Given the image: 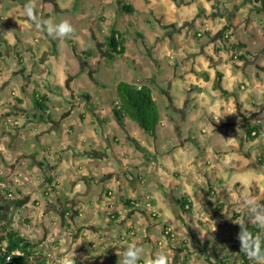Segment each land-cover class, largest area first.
I'll return each mask as SVG.
<instances>
[{
	"label": "rangeland",
	"instance_id": "1",
	"mask_svg": "<svg viewBox=\"0 0 264 264\" xmlns=\"http://www.w3.org/2000/svg\"><path fill=\"white\" fill-rule=\"evenodd\" d=\"M35 2L37 7L35 13L39 17L43 14V10L39 9L43 2L41 0H35ZM180 2L181 0H76L72 9L67 7L68 10L60 11L57 8V12L49 5L47 7L50 17L45 19L51 20L53 24L67 20L73 26L74 32L67 38L52 36L56 42L57 53L52 54V45L48 41L46 49L49 54L43 61V52L38 50L40 45H37V48L35 45L32 46L36 50L33 56L30 54L26 60H23V65H20L16 55H23L25 48L20 46L15 50L4 46L3 48L0 42V51L3 56L2 62H0V195H4V190H9L14 195L12 200L3 199L6 207L3 219L7 223L10 222L24 238L30 239L35 247L48 254L53 259L52 264H59V261L64 259L63 256L66 255L64 252L72 247L73 235L79 233L82 225L89 222H95L96 226L104 227L102 231L95 234L97 237L93 240L95 241L94 246H89L87 242H84V246L89 249V254L96 256V264H103L101 253H104L105 249L103 245L98 244V238L104 232L108 233L107 243L110 248L121 246L122 238L128 246L133 243L134 238H137L144 245L140 257L143 264H147V260L152 258L153 254L156 256L157 253L165 254L171 264L176 251L172 248L179 249L180 254L184 250L183 247H187V245L193 247L190 251L197 255L193 261L190 260L186 264H208L206 263L207 252H196L197 249L200 250L198 244L204 248L207 247L208 251L215 249L219 254L228 252L229 255H235L238 246L233 243L236 224H241L244 221L252 222L251 214L238 203V197L250 194L259 204L264 205V133L257 138L260 142H256V139L245 140L246 126L257 121L264 122V113H261L260 106H257L260 101H264V97H260L257 89L259 85L263 88L264 78L258 79L256 76L264 74V65L260 63L262 60L259 58L264 54V11L256 9L255 14L248 13L247 8L244 7L236 10L233 16L228 12L227 17L220 18L211 1L196 2L191 7L184 8H179ZM247 2L238 0V6L243 3L246 5ZM125 3H130L129 5L133 7L132 13L122 10L121 6ZM25 4V0L17 2L2 0L6 24L16 26L15 32L24 38L27 48L31 42L38 41L39 38L30 29L17 26L18 18L25 16L23 13ZM247 14L250 15L251 22L249 26H244L240 24L239 20ZM30 25L39 35H42L35 24ZM223 25L234 27L235 30L237 28L235 26H238V34L234 38L238 39V43H245L247 46L245 47L250 53V55L244 53L245 47L239 48L240 50L232 48V52L239 51L238 55L242 54L247 58L248 63L245 66L247 77L242 76L243 80L241 81L239 80L241 75L238 79V74L235 72L236 82H243L242 85L245 88L242 89L239 85L234 89H227V91L236 93V99L226 98V106L232 109V117H229L232 124L231 128H226L221 132V135L225 137V143L233 141V145L227 149L236 150L237 153V155H233V158L227 159V165L232 166L235 163L238 166L235 168L236 171L227 169V173L221 177L218 183L214 184L212 198L207 196L208 184L206 181L201 185L194 183L183 185V188L188 190L186 196L190 200V210L194 215H183V218L189 223L193 219L192 224L197 229V234L194 233V235L198 242L179 220L180 211L176 207L173 209L168 202L169 198L164 197L162 201L154 198L149 200L144 199V195L141 194L136 201L144 210H135L131 218L128 219V209L123 211V208H118L119 201L114 196L109 201L110 209L113 212H118L120 216V218L118 216L116 218L118 223L113 225L108 212L104 207L101 209L99 206L97 211L99 218H96L95 214L87 216L85 212L86 217L84 215L75 217V225L71 232V225L66 228L55 214L49 213L50 210L46 209L50 205L49 202L53 201L60 208L59 204L64 199L63 195L70 188L69 184L73 179L72 173L76 170V165H85L89 170L85 172L97 175L96 178L100 180L105 176L102 172L103 167L115 169L118 176L122 175L120 180L124 179L123 173L125 172L115 157L125 166L124 161L115 153V149L113 153L100 130L101 128L95 125L90 113L85 112L83 106L88 105L86 107L98 111L100 115H109V121L105 128L106 134L110 135L109 142L111 146L115 144L116 149L126 150L123 151L124 159L133 163L134 168L140 166V163L136 164V160L140 158L137 154L134 155L136 146L130 140V136L155 155L158 152L159 154L176 153L175 145L177 139L180 138L179 136L175 138V131L174 136L170 129L165 130L162 124H159L155 134L152 135L142 131L128 119L125 120L127 127L122 128L110 117V109L116 98L115 90L118 82L127 81L138 85H151L149 80L152 79L155 85L153 88L154 99L160 111V122L175 119L176 130L180 128L182 138H185L183 142L188 147L190 155L194 152L196 156L200 154L198 144L201 139L205 148L211 150L216 141L212 136L211 117L217 113L221 116L222 112L218 109L206 108L205 103L195 97H191V101L195 105L186 109L185 100L188 98L190 83L194 84L192 87L204 89L205 92L216 89L214 86L216 63L210 64L207 57L202 56L200 64H195L201 71L200 73L194 71L197 77L206 82L199 87L195 85L196 80H192L194 76L190 72L192 62L187 63V59H181L178 54L181 53V50L187 52L191 48L200 51L199 40L202 43H207L224 37L225 35L220 37L219 34V27ZM206 27H214L215 31L212 33V30H208L209 34H206V30H204L207 29ZM114 30L119 32L123 39L124 53L115 55L113 59H106V39ZM70 38L76 41V50L69 42ZM29 41L31 42L29 43ZM224 41L228 42L229 37H224ZM159 43L162 46V51L171 50L173 54H169L167 57L165 54H159L161 49L156 48ZM238 46L240 45L238 44ZM82 51L91 54L86 56L80 53ZM256 54H258L257 57H255ZM47 58L49 61H46ZM225 60L227 63H224L220 70L224 73L223 85L227 88L233 81L229 74L232 70L230 58ZM243 61L236 59L237 69L240 65L241 68L243 67ZM41 62L46 65L48 62L47 69H50L51 73L47 75L41 70ZM218 63L219 61H217ZM23 68H25L24 72ZM184 70L187 75L183 73ZM2 71H4V79L7 80L1 79ZM189 72L190 75H188ZM49 75L51 77H48ZM7 81L8 83L5 85ZM68 87L74 91L73 95L69 94ZM34 92L45 98L47 106L45 111H40L33 101L32 93ZM242 93L247 97L240 99ZM84 94L90 96L89 104L77 98ZM196 94L198 93L196 92ZM171 98L172 101H170ZM69 101H75L78 106H69ZM174 104H179V107L175 109H178L177 111L172 109ZM14 105L16 109H14ZM7 109L12 110L11 113L6 114ZM48 114L57 121L59 128H52V124L46 120ZM258 116L262 117L257 120ZM28 121L30 122L28 123ZM81 142L83 143L81 144ZM67 144H71L69 148L80 154L76 165L72 161L76 156H72V151L69 150ZM82 150H86L88 154L93 152L95 158L91 157L87 160V157L82 154ZM103 152H108L109 157L101 161L97 157ZM208 154H200V160L204 161ZM60 156H63L61 163L59 162L61 165L57 166L59 169L54 170L53 174L55 179L62 177L61 190L59 187L58 190L51 191L47 180V174L51 173L48 167L50 163L57 162ZM257 158L263 162L262 167L258 165ZM141 159L143 160V158ZM155 164L154 160L150 161L149 169L146 168L143 171L147 185L151 184V180H153ZM163 171L164 182L160 188H156L157 191L154 192V195L160 191L165 194L166 189H173L178 185L174 176L165 169ZM207 171H211V167L204 166L203 162L196 167V172L200 174L205 175ZM78 176L85 175L79 174ZM108 179L96 185L97 189L101 188L103 184L109 187L116 181V179ZM206 179L208 180V176ZM233 180H237V183L231 186ZM178 187L177 192L180 194L182 189L179 185ZM151 189H155V186H152ZM129 191V188H125V197L129 195ZM77 193L78 191L71 197H74L75 201L83 207L82 204H86L87 200H84L83 196H76ZM52 194L56 196L62 194V197L54 198ZM90 197L97 205L99 201L97 192L92 193ZM47 200L49 202H46ZM217 206L220 208L219 210L216 209ZM147 211L156 214L153 218L155 226L151 230L149 222H143V220H147ZM45 215L50 219H44ZM121 219L124 222L119 224ZM164 226L167 227L166 231L171 239L163 234ZM108 227L112 228L108 229ZM131 231L137 233L136 237L129 235V233L132 234ZM147 236L149 240L148 238L146 240ZM64 238L66 242L63 243V251H59L60 241ZM137 242L135 243L137 244ZM73 253L76 258L75 263L90 264L85 255L77 251L71 252L68 256ZM119 257L122 261L121 254ZM110 258V256L105 258L108 264L112 263L113 259ZM114 258L118 259V256H114Z\"/></svg>",
	"mask_w": 264,
	"mask_h": 264
},
{
	"label": "crops",
	"instance_id": "2",
	"mask_svg": "<svg viewBox=\"0 0 264 264\" xmlns=\"http://www.w3.org/2000/svg\"><path fill=\"white\" fill-rule=\"evenodd\" d=\"M14 2H17L18 0H11ZM26 3L28 2V0H25ZM43 2V4L41 5L40 11L43 10V14L39 16V18L46 20L45 18L50 17L49 15V10L48 7L49 5H51V7H53L55 9V12H57V8L60 9V11H66L68 9H72V7H74V3L76 2V0H41ZM180 1V0H179ZM207 1H211V0H207ZM204 3L205 0H181L180 4H179V8H184V7H191L193 5V3ZM220 6L215 9L216 13L220 16V18L222 17H227L228 15V11L229 9H231V7L238 5V0H222L220 2ZM126 4V3H125ZM130 3L126 4L129 5ZM36 5V2H35ZM67 7H69L68 9H66ZM37 9V7L35 8ZM59 12V11H58ZM17 26L21 27L24 26L25 28H28L31 30V32L39 38V40L37 41H29V43L31 42V44L26 48V42H24V38L19 36L18 33H16V26H11V24H6L5 21V17H4V12L2 9V1H0V42H1V46L3 47H9L12 50H15L16 47L20 46L21 48H25L23 50V55H24V59L26 60L27 57L31 54L33 56L34 52L36 50H34V48L32 46H36L40 45V47H38V50L40 52H43V56H42V61L45 58V56H47V54H49L47 52L46 49V44H48L49 38L48 35L45 34L46 31L42 32V35H39V33H37V31L35 29H33L32 24L28 18L26 16L24 17H20L18 18V20L16 21ZM236 30L234 29V27H225L223 34L225 35L224 37L228 38L229 37V41H224V37L219 38L218 40H214V41H209L207 43H202L201 40H199V46H200V51L197 50H193V48L188 49L187 52L184 50H181V53L178 54L179 57H181V59H187V63H190V61L192 62L190 64L191 68H190V72L191 74H193L194 76L192 77V80L195 79L196 80V84L197 86L201 87L203 84H205L206 82L202 81L201 78H198L196 72H201L197 69L195 64H200L201 59L200 57L205 56L207 57V61L208 63H216V69H215V73L218 71L222 74V80H221V84L223 86L224 89H234L237 86L241 85V88H245L242 83L243 82H236V75L235 72L238 74V79L241 75V78L239 80H243V77H247V72H246V63H248L247 60L243 61L244 65L242 68H240V66H238V69H234L232 66V62L229 60L230 62V66L232 68L231 72L229 73L231 76V79L233 82L230 83V86H227V88L223 85V79H224V73L220 70L221 66L224 63H227V61L225 60L226 58H230V56L232 55V48H235L234 50H237L238 48L235 46L238 42V40H236L234 37L238 34V26H236ZM207 29L206 32L208 30H212V33L215 31L214 27H206ZM221 28V27H219ZM218 29V28H217ZM231 33V34H230ZM222 34V33H221ZM200 36V34H198ZM235 35V36H234ZM221 37V36H220ZM23 39V40H22ZM235 41H233V40ZM234 43V44H233ZM230 44V45H229ZM3 47V48H4ZM247 47V46H246ZM245 47L244 49V53L245 50L247 51L248 49ZM156 48H162V46L159 44L156 45ZM171 49V48H170ZM264 49V47H263ZM225 50V51H224ZM243 52V51H241ZM0 62H2V52L0 51ZM236 53V52H235ZM159 54L163 55L165 54V56L167 57L169 54H173V52H171V50H165L162 51V49L159 51ZM239 54V53H236ZM175 55V54H174ZM258 54H256L255 57H257ZM254 57V58H255ZM225 58V59H224ZM262 61L260 62L261 64L264 65V54L260 55L259 57ZM46 61H49V58H47ZM217 61H219V63L217 64ZM5 62V61H4ZM47 65L43 62H41V70H43L44 72H46V74L48 75L49 73H51L50 69L48 68V62H46ZM195 68V69H194ZM186 70L183 71V73L185 75H187L185 73ZM238 71V72H237ZM190 72L188 75H190ZM241 72V73H240ZM243 72V73H242ZM2 77L1 79H4V71L1 72ZM56 75V74H55ZM44 76V75H43ZM192 76V75H191ZM257 78H264V74H257L256 75ZM263 76V77H262ZM48 77H51V75H49ZM7 80V79H4ZM8 81L5 82V85H7ZM192 85H194L193 83H190L189 87H188V98L185 100V106L186 109L193 107L195 104L193 101H191V97H195L198 98L199 101L205 103L206 108L208 107L209 109H218L219 111L222 112L223 115H219V113L214 114L213 117H211V121L213 123V130H212V136L216 139V141L214 142V144L212 145L211 150H207L205 148L204 142L201 139L200 143L198 144V149L200 151V154H206L209 153L207 158L204 161H201L199 155H195L194 154L190 155V151L188 149V147L185 146L184 144V139L182 138V132L180 131V128L175 127V119H170L168 121H164L163 123L160 122V124H162V127L165 128V130L170 129L171 133L174 135V131L176 132V136L175 138H177V136H179L180 139H177V143L175 145V147L177 148V152L176 153H172V154H159V152L157 153V155L153 154L151 150H141L140 148H136V152H134V155L137 154L139 156L140 159L136 160V164L140 163V166L135 167L133 163H129L124 159V153L123 151L125 149L123 148H117L116 149V145L114 144L113 150L115 149V153L118 154V156L120 157L121 160H123L124 164H125V172L130 171L132 176H133V181H130L131 183L128 185L126 183V180H120L119 183H121V187H122V191L123 193H125V188H129V195L126 198L132 199V203L135 204V208L127 210L128 215H132L134 213L135 210H138L137 207L142 208L141 206L138 205V202L136 201L137 198L139 197V195H144V199H151L154 198L155 200H159L162 201L164 199V197L169 198L167 201L171 204V206L173 207V209H175V207L180 211V215H181V210L179 208V206L177 205V198L180 196H186L188 195V190L186 188H183V185H187L189 183H194L195 185H201L203 183L208 184L207 190H209V188H214V184L218 183L221 179V177L227 173V169H230L231 171H236L235 168L238 166L237 164L234 163V165H227V159H231L233 158V155H237V153L235 152L236 150H230L227 149V147L233 145V141L231 143H225L224 139L225 137L221 135V132H223V130H225L226 128H231L230 125L232 124V122H230L229 117L231 118V107H227L226 104V98L228 97H233L236 99V93L235 92H231V91H227L228 94L224 95L220 92L219 89H215V90H210L209 92H205V90H200L199 88L196 87H192ZM193 88V89H192ZM258 92L260 93V97H264V84H263V88L261 87V85H259V87H257ZM24 90V89H23ZM195 91V92H194ZM196 92L198 94H196ZM35 93V92H34ZM32 93V94H34ZM37 93V92H36ZM12 94H14L16 96V94L14 92H12ZM170 94V92H169ZM37 95L40 96V94L37 93ZM224 96L225 98L223 99ZM247 95L242 93L240 96V99L246 98ZM174 100V99H173ZM170 101H172V98L170 99ZM175 101V100H174ZM175 105V106H174ZM172 106V109H176L177 107H179V104H174ZM238 105V103H237ZM88 106V105H87ZM257 106H260L259 111L262 112V109L264 108V101L263 102H259V104ZM178 110V109H177ZM175 110V111H177ZM9 109H7L6 114L7 113H11ZM261 114V113H260ZM91 117V115H90ZM262 116H258L259 120ZM30 121H28L29 123ZM114 122V120H113ZM126 122V127H127V121ZM248 128V126H246ZM246 128V129H247ZM20 132V130H19ZM19 135V134H18ZM12 136H14V134H12ZM110 136V135H109ZM111 139H113V137H110ZM83 140V139H81ZM245 140H246V136H245ZM257 140V138H256ZM197 141V140H195ZM259 140H257L256 142H258ZM260 142V141H259ZM83 143V142H82ZM71 146V144H69ZM126 151V150H125ZM122 152V153H121ZM75 153V152H74ZM121 155V156H120ZM90 156L89 158L91 159ZM145 157V158H144ZM147 157L149 160H147ZM149 157H152L151 159ZM87 158V160L89 159ZM143 158V160L141 159ZM61 159H63V156H60L59 159H57V162L54 163H50L48 170H50L51 173L47 174V176H53V172L54 170H58L60 165L59 161H61ZM155 161L156 164L153 168V180H151V184L147 185L146 184V179H145V174L143 173V171L147 168L149 169V164L150 161ZM73 163H75V165L77 164L78 160L77 158H75V160H72ZM104 161V160H101ZM197 161V162H195ZM70 162V161H68ZM201 162H203V165L206 166L208 165V167H211V171H207L205 175L200 174L198 172H196V167L197 165H201ZM236 162V161H235ZM61 163V162H60ZM178 164V166H176ZM59 165V167H57ZM158 165V166H157ZM79 166V165H78ZM77 167V165H76ZM75 167V168H76ZM157 167V168H155ZM87 167L81 166L80 170H74V172L72 173L73 179L71 180L69 186L70 189L68 190L67 194L69 196H73L75 192H82L83 191V185L85 186V183L79 182L78 181V175L79 174H87L86 171ZM163 169H165L166 171H168L169 174H171L172 176H174L177 181H178V185L180 186V188L182 189L181 193L178 194L177 192V188L179 190L178 185L173 188V189H166L165 194H163L162 191H160L159 193L157 192L156 195H154V192L157 191V187H161L162 186V182H164V174H163ZM213 169V171H212ZM113 168L111 167H103L102 172H107V171H112L113 172ZM46 176V175H45ZM46 176V177H47ZM97 176V175H95ZM206 176H208V180L206 179ZM64 178H66L64 176ZM61 179L62 177H59L57 179H54V182L51 183V185H53L55 187L56 190H58V188L60 187L61 190ZM117 179V177H116ZM237 180H233L231 186L235 185L237 182ZM230 183V182H229ZM222 185V184H221ZM220 185V186H221ZM48 186V184H47ZM155 186V189H151V187ZM224 186V185H222ZM50 187V185H49ZM227 187V185L225 186V188ZM89 190V192L94 193L97 192L99 189H97L96 185H92L90 184V186H86V191ZM47 191H49V189H47ZM109 191L110 193H116V188L115 185L113 183L110 184L109 186ZM61 195V194H60ZM58 195V196H60ZM177 196V197H175ZM156 197V198H155ZM36 199V198H34ZM146 203V202H145ZM96 205V204H95ZM93 205L92 209L87 211V216H91V214H95V217L99 218L98 215V209L99 206L102 209L103 207L105 208V211L108 212L109 216L113 217V219H116L117 216L118 218H120L118 212H113L111 211L110 207H106L105 206V202H100L98 203L96 206ZM120 209L123 208L122 204H118ZM124 209V208H123ZM82 211V213H81ZM125 211V209L123 210ZM113 212V213H112ZM74 213L76 214L75 217H77V213L79 214L80 217H82L83 215L85 216V210H80V206L79 204H75V209H74ZM148 213H153V212H149ZM78 216V217H79ZM191 216H194L191 213ZM86 217V216H85ZM50 219L47 215L44 217V219ZM131 218L128 216V219ZM112 219V218H111ZM149 219V218H147ZM131 220V219H130ZM180 220V219H179ZM61 222V221H60ZM87 222V220H86ZM144 222V221H143ZM188 222V221H187ZM193 219H191V222L189 223L191 228L193 229L194 233L197 234V229L194 227V225L192 224ZM245 222V221H244ZM71 221H67L66 222V228L70 227ZM61 224L63 225V221L61 222ZM96 223L95 222H89L88 224H83L82 227L80 228V232L73 235V243H72V247L70 249H68L66 252H64L66 255L68 256L69 254H71V252L77 251L78 253H82L85 255L86 259L88 260V262L90 264H96V256H92L89 254V249L84 246V242L88 243L89 246H94L95 245V241H93L97 236L95 235L98 231V229L94 226ZM74 227V226H73ZM73 227L70 228V231L73 232ZM113 227V226H112ZM112 227H108V229L112 228ZM107 229V231H108ZM91 231V232H90ZM101 231V230H99ZM132 232V231H131ZM129 233V232H128ZM129 235H131L132 237H136L137 233L134 231L131 233H129ZM234 235V233H233ZM108 233L104 232V234H102L101 236H99L98 238V244H101L104 246L105 249V254L101 253V258L103 260V264H108L106 262V257L108 258V256H110V259L113 264H121L122 261H120V257L119 255L128 247V245H126L124 238L121 239L120 241V245L121 246H117L115 248H110L109 247V243H107V240L109 239L108 237ZM148 236L146 237L147 240ZM149 240V238H148ZM196 240V239H195ZM138 241V242H137ZM66 242V239H61L60 244H59V251H63V247L64 244ZM133 242H137V246H144L143 243L139 242V240L137 238L133 239ZM198 242V240H197ZM145 243V242H144ZM200 247V250L197 249L196 252H207V259H206V263L208 264H214V262L217 260L219 253L217 250L213 249V251H208V248H204L201 245H197ZM184 250L182 251V253H178L179 255H177L178 260L175 264H179L180 260H182V263L184 261V257L185 255H188L190 257V260L193 261L195 256L197 255V253L193 254L191 253L190 249H192L193 247H191L190 245H187V247H183ZM173 250L179 251V249L177 248H172ZM70 252V253H69ZM114 256H118V259L114 258ZM122 256V255H121ZM155 257V254L152 255V258ZM64 258V256H63ZM76 258H74L75 260ZM123 259V258H122ZM109 260V259H108ZM189 260V261H190ZM137 264H143V261L141 259L137 260L136 262ZM180 263V264H182ZM75 264H80L75 263Z\"/></svg>",
	"mask_w": 264,
	"mask_h": 264
},
{
	"label": "trees",
	"instance_id": "3",
	"mask_svg": "<svg viewBox=\"0 0 264 264\" xmlns=\"http://www.w3.org/2000/svg\"><path fill=\"white\" fill-rule=\"evenodd\" d=\"M2 1V0H0ZM176 1V0H175ZM256 3L260 5V10L264 11V0H256ZM122 10L126 13H132L133 7L131 5L122 4ZM209 34V32H206ZM49 42L52 45V54L57 53L56 42L52 36H49ZM69 42L74 46L76 50V41L73 39H69ZM241 44L240 46H236L238 49L243 48L246 46L245 43H237ZM107 50L106 52V59H113L115 55H120L124 53L123 48V39L121 38L119 32L112 31L110 36L106 39ZM243 45V46H242ZM245 45V46H244ZM77 52V51H76ZM248 52V53H247ZM83 55H90V52H80ZM249 54V51L245 52ZM234 55V56H233ZM17 61L20 65H23L24 56L23 55H16ZM239 56V57H238ZM236 57V58H235ZM245 55H236L235 52L232 53L230 61L232 62L233 68H237L236 59L247 60L244 58ZM234 60V61H233ZM25 68H23V72ZM205 74V73H203ZM206 77V76H205ZM222 74L220 72L215 73V88L219 89L220 92L224 95L228 94L227 90L223 88L221 84ZM151 85L149 84H142L138 85L135 83L127 82V81H120L116 85V98L112 103V107L110 109V117L122 128H126L125 120L128 119L134 122L142 131L154 135L158 125L160 124V111L157 102L154 99L153 88L154 83L152 79L149 80ZM86 101H91V98L88 94H85ZM40 98V99H39ZM33 101L35 102L38 109L45 111L47 106L45 105V98L37 95V93L33 94ZM90 109V108H89ZM91 110V109H90ZM97 120L102 124L106 125L109 121V115H99L95 112L94 115ZM83 118V117H82ZM262 133H264V122L257 121L254 122L252 125H249L246 131V141H251L253 139L258 138ZM130 140L134 142L135 146L140 149L146 150L140 143H138L133 137L130 136ZM1 156V153H0ZM147 160L148 157H147ZM257 162L259 166H263V162L257 158ZM48 183L50 185L49 189L51 191H56L55 187L51 185L54 182L55 175L48 176ZM4 195H0V264H52L53 259L44 253L42 250L38 249L33 245V242L28 239L24 238L21 234L17 232V229L14 228L11 223H7L4 221V214H5V205L3 203V199L11 200L14 198V195L9 192V190H4ZM49 192V191H48ZM212 193H214L212 188H209L207 192V196L212 198ZM47 194V193H46ZM132 199L126 198L125 204L128 205V208H132L129 203ZM177 205L181 210V216L179 217L180 221L182 222L183 226L193 235L194 231L191 228L190 224L183 218V215L191 216L192 211L191 203L188 196H180L177 198ZM220 207L222 206L219 205ZM217 210L220 208L217 206ZM238 216V215H237ZM113 219V217L111 216ZM114 220V219H113ZM243 226L246 230L256 235L260 233L264 236V229L260 228L258 225L253 224L252 222L245 221L243 222ZM234 231V240L235 243L238 245L236 247L235 255H229L227 253H223L220 255L217 264H253L250 261L246 254L240 252V243L237 239L238 233L240 232L239 224H236ZM130 230V229H129ZM167 227L164 226L163 234L166 235L169 239V233ZM197 241V239H196ZM262 250H264V242H262ZM190 260L188 255H185L184 261L182 264H186Z\"/></svg>",
	"mask_w": 264,
	"mask_h": 264
},
{
	"label": "flooded vegetation",
	"instance_id": "4",
	"mask_svg": "<svg viewBox=\"0 0 264 264\" xmlns=\"http://www.w3.org/2000/svg\"><path fill=\"white\" fill-rule=\"evenodd\" d=\"M222 0H211V2H212V4H213V6L215 7V9H217L219 6H220V2H221ZM245 1H248L247 2V4L246 5H243L242 4V6H241V9L242 8H247V10H248V13L250 12V13H254L255 14V11H256V9H258V10H260V8H259V4H257L256 3V0H245ZM257 5H258V7H257ZM239 22H240V24H243L244 26H249V24H250V22H251V20H250V15H246L245 17H243V18H241L240 20H239ZM225 27H227L226 25H223L219 30H220V32H219V34H220V36H222V35H224L223 34V31H224V29H225ZM222 33V34H221ZM68 89V92H69V94L70 95H73V93H74V91L70 88V87H68L67 88ZM85 95V94H84ZM84 95H79L77 98L79 99V100H84L87 104H88V102L86 101V99H85V96ZM69 106H73V107H75V106H78V104L75 102V101H69ZM87 105L85 104V106H83V108L85 109V112L86 111H88V113H90L89 115H91V117H92V121H94L95 122V125L96 126H99L101 129V132L103 133V136L105 137V139H106V141L108 142V144H109V147L112 149V151H113V145L111 146V144H110V142H109V135L108 134H106V131H105V128H106V126H107V124L106 125H102L98 120H97V118L94 116L95 115V112L98 114V111H94V110H89V108L88 107H86ZM14 107V109H16V106L14 105L13 106ZM88 108V109H87ZM12 111V110H11ZM10 111V112H11ZM41 111V110H40ZM261 113H264V110L262 109V112ZM43 115V114H42ZM100 115V114H99ZM102 115V114H101ZM41 118H42V116H41ZM43 119H44V117H43ZM46 120L48 121V122H50L51 124H52V128H59V126H58V124H57V121H55V120H53V117L52 116H50L49 114L47 115V118H46ZM108 123V122H107ZM81 144H82V142H81ZM68 145V144H67ZM70 147V145H68V148ZM137 148V147H136ZM92 149H94V148H92ZM69 150L70 151H72V156L74 157V156H76L75 158H77L78 159V157H80V154H77V152H75L74 150H72L71 148H69ZM141 150H144V149H141ZM83 151V153L82 154H84V156L85 157H87V158H89L90 157V155H93V157L95 158V156H94V154H93V152L91 153V154H88V152L86 151V150H82ZM75 152V153H74ZM113 153H114V151H113ZM64 155V154H63ZM109 157V154H108V152H103V153H101V154H98V157H97V159H101V160H106L107 158ZM75 158H74V160H75ZM89 160V159H88ZM60 162V161H59ZM80 168H81V166H77L76 167V170H80ZM88 170V168L86 169V171ZM89 171V170H88ZM69 172H72V171H70L69 170ZM104 173V178L102 179V180H100L99 178L97 179L96 178V176H95V174H93V173H87V174H89V176H87V174H84L85 176H80V177H78L79 179H78V181L79 182H82V183H85V186L83 185V191L82 192H78L77 193V195L76 196H83L84 197V200H87V202H86V204L85 203H83L82 205H83V207H81L80 206V203L79 202H77V201H75V199H74V197H71V196H69L67 193H65L64 195H63V200L60 202L61 204H59V206H60V208H58L57 207V205H56V203H54V201L53 202H49L48 200L46 201V202H49L50 203V205H48L47 206V211H49V213H53V214H55V216L57 217V219H59L61 222L63 221V225H65L66 226V222L67 221H71V223L69 224V225H71V227H73L74 225H75V221H74V219H75V216H76V214L74 213V209H75V204H79V206H80V210H85V212H87V211H89V210H91L92 209V206L93 205H95L96 204V202H94L93 203V199L90 197L91 196V192H89V190L90 189H88L87 191H86V186L88 187V186H90V184H92L93 183V185H98V184H100V183H103V182H105L108 178H112V179H116V177H117V179H116V181H114V185H115V188H116V193L114 194V193H110V191H109V187H106L104 184H103V186L101 187V188H99V190L97 191V197L99 198V201L97 202V203H100V202H105V204H106V206H108V207H110V200L111 199H113V197L115 196V198H116V200L117 201H119L118 203H120V204H122V206H123V208L124 209H128V210H130V209H133V208H135V204H133L132 202H130L129 204L131 205V206H133L132 208H128V205L127 204H125V201H126V197L124 196V193H123V191H122V187H121V183H119V179H120V176H122L121 174L118 176L117 175V173L115 172V170H113V172L112 171H107V172H103ZM132 175V174H131ZM101 177V176H100ZM123 178L126 180V183L129 185L131 182H130V180L128 179V178H126L125 176H124V174H123ZM108 181H110L109 179H108ZM70 189V188H69ZM99 192V193H98ZM63 194V193H62ZM62 194L60 195V197L59 196H56V195H54V194H52L53 195V197L54 198H56V197H58V198H61L62 197ZM96 197V198H97ZM89 199H91V200H89ZM107 199V200H106ZM7 200V199H6ZM12 200V199H11ZM58 201H59V199H58ZM19 202V201H18ZM63 202V203H62ZM3 203H4V201H3ZM7 204V203H6ZM4 205H5V203H4ZM126 207V208H125ZM138 209H140V210H144V208H140V207H137ZM6 210V209H5ZM46 212V211H45ZM81 213H82V211H81ZM182 214V213H181ZM77 215L79 216V214L77 213ZM46 216V215H45ZM44 216V217H45ZM77 216V217H78ZM129 217H131L130 215H128ZM155 216H156V214H154V213H148V211H147V218H149V219H147V220H143V221H147V222H149V227H150V230L155 226V224H153L154 223V219L153 218H155ZM179 217L181 216V215H178ZM112 221H110V222H112V224L113 225H115L116 223H118V221L116 222V219H111ZM115 221V222H114ZM122 222H124V220H120L119 221V224H121ZM98 230L97 231H99V230H103L104 229V227H102V226H100V225H98V226H96V225H94ZM108 226V225H107ZM81 230V229H80ZM80 232V231H79ZM233 243H235V240L233 239ZM119 243V242H118ZM236 244V243H235ZM238 247V246H237ZM179 253V251H175V254H174V259H173V261L171 262V264H175L176 262H177V260H178V257H177V255H179L178 254ZM226 253V252H225ZM220 255L221 254H219V256H218V258H217V260L214 262V264H217L218 263V259H219V257H220Z\"/></svg>",
	"mask_w": 264,
	"mask_h": 264
},
{
	"label": "clouds",
	"instance_id": "5",
	"mask_svg": "<svg viewBox=\"0 0 264 264\" xmlns=\"http://www.w3.org/2000/svg\"><path fill=\"white\" fill-rule=\"evenodd\" d=\"M35 8V0H28L23 6V13L29 21L35 24L39 31H46L49 36H53L54 38H67L73 34L74 28L69 21L64 20L59 24H53L51 20H43L37 17ZM238 203L245 207L251 214L252 223L264 229V205L259 204L250 194L238 197ZM239 226L240 232L238 233L237 239L240 243V252L246 254L247 258L253 264H264V250H262L264 236L260 233L253 235L252 232L244 228L242 222ZM142 253L143 248L137 246L135 242L129 244L121 253L123 257L122 264H136ZM59 264H75L74 253L71 256H65L63 260L59 261ZM147 264H169V261L165 254L157 253L154 258L147 260Z\"/></svg>",
	"mask_w": 264,
	"mask_h": 264
},
{
	"label": "water",
	"instance_id": "6",
	"mask_svg": "<svg viewBox=\"0 0 264 264\" xmlns=\"http://www.w3.org/2000/svg\"><path fill=\"white\" fill-rule=\"evenodd\" d=\"M241 6L242 5H235V6H233V8L231 9V10H229L228 12L229 13H231L232 14V16L234 15V13L236 12V10H239L240 8H241ZM233 10V11H232ZM115 157V156H114ZM115 159H116V161H117V163L120 165V167L121 168H126L123 164H122V162L119 160V159H117L116 157H115ZM124 174V176L126 177V178H128L130 181H133L134 179H133V176L131 175V172L130 171H127V172H124L123 173ZM228 253V252H227Z\"/></svg>",
	"mask_w": 264,
	"mask_h": 264
},
{
	"label": "bare ground",
	"instance_id": "7",
	"mask_svg": "<svg viewBox=\"0 0 264 264\" xmlns=\"http://www.w3.org/2000/svg\"><path fill=\"white\" fill-rule=\"evenodd\" d=\"M263 11V10H262ZM261 13V12H260ZM257 14H258V12H257ZM256 23V22H255ZM236 27V26H235ZM231 34V33H230ZM235 36V35H234ZM237 38V37H236ZM233 40V39H232ZM238 40V39H237ZM233 41H235V40H233ZM234 44V43H233ZM243 44V43H242ZM230 45V44H229ZM238 45V44H237ZM237 45H235V46H237ZM241 45V44H240ZM243 46V45H242ZM245 46V45H244ZM240 50V49H239ZM225 51V50H224ZM234 52V51H233ZM237 52H239V51H237ZM236 52V53H237ZM245 52H246V50H245ZM248 53V52H247ZM237 55V54H236ZM249 55V54H248ZM234 56V55H233ZM239 57V56H238ZM231 58V57H230ZM236 58V57H235ZM245 58V57H244ZM246 59V58H245ZM234 61V60H233ZM241 66V65H240ZM237 67V66H236ZM264 67V66H263ZM262 67V68H263ZM241 68V67H240ZM241 73V72H240ZM243 73V72H242ZM40 99V98H39ZM36 112V111H35Z\"/></svg>",
	"mask_w": 264,
	"mask_h": 264
}]
</instances>
